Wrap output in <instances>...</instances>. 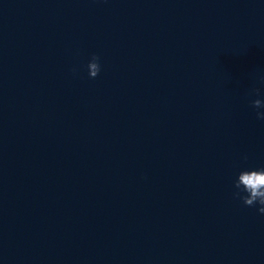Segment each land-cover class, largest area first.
Masks as SVG:
<instances>
[{"label":"water","instance_id":"obj_1","mask_svg":"<svg viewBox=\"0 0 264 264\" xmlns=\"http://www.w3.org/2000/svg\"><path fill=\"white\" fill-rule=\"evenodd\" d=\"M262 79L264 0H0V264H264Z\"/></svg>","mask_w":264,"mask_h":264},{"label":"clouds","instance_id":"obj_2","mask_svg":"<svg viewBox=\"0 0 264 264\" xmlns=\"http://www.w3.org/2000/svg\"><path fill=\"white\" fill-rule=\"evenodd\" d=\"M76 69H73L75 72ZM88 76L90 79H95L100 71V57L93 54L87 64ZM264 83V79H262ZM250 107L255 110V116L258 120L264 121V100L258 98L261 95L259 88H252L249 92ZM244 159H247L245 156ZM233 196L240 201L246 207H255L260 214H264V167L259 169H242L240 170L235 180L233 181Z\"/></svg>","mask_w":264,"mask_h":264}]
</instances>
